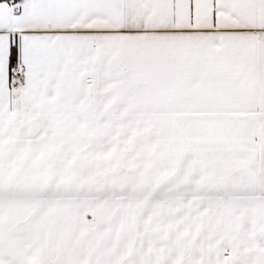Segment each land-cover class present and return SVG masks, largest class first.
I'll use <instances>...</instances> for the list:
<instances>
[{"label":"snow or ice","instance_id":"6c2138e0","mask_svg":"<svg viewBox=\"0 0 264 264\" xmlns=\"http://www.w3.org/2000/svg\"><path fill=\"white\" fill-rule=\"evenodd\" d=\"M0 264H264V0H0Z\"/></svg>","mask_w":264,"mask_h":264}]
</instances>
